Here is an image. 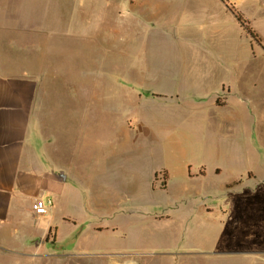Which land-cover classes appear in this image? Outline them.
Instances as JSON below:
<instances>
[{
	"label": "rangeland",
	"instance_id": "obj_1",
	"mask_svg": "<svg viewBox=\"0 0 264 264\" xmlns=\"http://www.w3.org/2000/svg\"><path fill=\"white\" fill-rule=\"evenodd\" d=\"M232 1L260 34L264 46V0ZM109 2L104 13L112 17L117 6L113 0ZM119 3L126 16V0ZM101 11L103 5L96 0H0V67L1 63L13 66L0 70V76H39L32 122L40 127L48 143L50 111L57 101L54 167H64L65 190L76 196L79 191L86 195V208L80 206L76 210L65 199L67 191L61 190L57 215L35 223L27 218L22 225L27 231L23 233L20 228L16 232L0 231V264H264V47L259 49L252 41L253 57L244 41L237 43V51L225 56H221L220 48L215 55L207 56L209 63L223 58L241 69L231 77H221L231 83V105L210 116L212 150H203L186 166H176L166 188L161 184L163 176L155 177L154 192L147 202L135 201L139 207H132L127 201L120 209L100 207L93 199L107 196L110 181L106 175L116 155L146 142L136 133L137 128L127 129L126 121L140 114L146 118L147 112L154 111L142 105L129 109L127 106L132 103L122 102V111L114 113L119 101H134L147 92L168 91L178 85V80L176 85L169 82L178 69L196 62L177 45L162 40L158 36L162 30L154 32L153 45L144 52L137 50L136 54L128 49L116 54L113 45L99 50L103 25L97 18ZM27 16L30 21L25 19ZM110 27L113 30V24ZM227 32L234 37L229 28ZM115 59L123 68L125 64L141 63L155 67L151 72L152 85L125 86L122 96L114 83ZM18 66L27 70L20 71ZM166 66L176 70L174 76L170 77ZM87 100L99 109L82 120ZM237 110L242 119L231 120L229 116ZM203 132L208 133L207 129ZM205 135L203 147L207 144ZM166 137L161 132L155 134L157 141ZM71 151L74 163L67 166L71 164ZM84 153L88 157L82 163L77 158L81 159ZM37 199L45 201L47 194L38 195ZM63 213L70 222L60 220ZM28 227L35 229L30 239ZM43 227L57 229L55 242L51 231L41 235L46 233ZM23 242L25 245L21 246Z\"/></svg>",
	"mask_w": 264,
	"mask_h": 264
},
{
	"label": "crops",
	"instance_id": "obj_2",
	"mask_svg": "<svg viewBox=\"0 0 264 264\" xmlns=\"http://www.w3.org/2000/svg\"><path fill=\"white\" fill-rule=\"evenodd\" d=\"M96 1H100L103 5L101 11L103 13L97 18V21L103 25V31L99 32L101 37L99 50L101 47L105 51L107 46L113 45L116 54L126 53L128 49L130 52L134 50V53L137 50L144 52L148 45L152 47L154 32L162 30L163 33L158 34L162 40L177 45L183 54L192 56L196 60L195 63L183 65L178 69L176 77L169 79L173 85H176L178 80L177 86H172L165 92H147L145 97L134 101L122 98L123 100L119 101V106L114 110V113L122 111L124 102L132 103L127 106L129 109L136 110L141 105L154 109L153 112H147L146 118L140 114L139 117L126 121L127 129L137 128L136 133L141 134L146 142L132 146L127 152L123 148L119 149L123 151L116 155L118 159L115 157L114 165L109 167L106 175L110 181L107 196L98 195L93 201L100 207L110 205L120 209L123 201L130 202L129 205L132 207H139L135 201L141 200L142 204L147 202L150 194L154 192L155 177L161 174L163 176L161 184L166 188L167 181L175 174L176 166H186L192 160L199 158L203 150H212V144L209 143L212 132H208L211 126L210 116L224 112L231 105L229 101L232 94L231 83L227 78L221 77H231L234 75L233 72H240L241 69L223 58H215V63H209L207 56L215 55L219 48L221 56H225L224 54L238 50V42L242 44L245 41V46L250 48L252 56L255 57L252 40L229 11V8L238 11L232 0H126L128 6L126 16L122 15L117 5L120 4L119 0H113L117 9L112 17H107L104 13L109 0ZM25 19L31 20L29 16ZM112 24L113 30L110 27ZM249 25L255 32L257 31L250 22ZM227 28L233 31L234 37L232 33L229 35ZM27 32L24 34L25 37ZM21 55L22 49L18 51L19 59ZM115 61L112 67L116 77L114 83L122 96L125 86L152 85L151 72H154L155 67H147L141 63L136 66L125 64L123 68V64H117L116 59ZM11 67L13 66L8 63H1L0 70ZM18 67L20 71L27 70L24 66ZM37 69L38 67L34 68ZM166 69L170 77L174 76L175 69L167 66ZM127 76L129 79L126 78ZM38 78V75L34 79L26 76L21 78L0 76V231L2 232L6 230L16 232L20 228L23 233L27 231L22 229L27 218L35 223L37 219L52 218L57 215L62 198L59 196L61 190L67 191L65 199L71 201L76 210L80 206L86 208V203L83 201L86 195H82L78 190L76 196V193L69 189L65 190L62 187V183L67 180L62 169L64 167L61 166V169L54 167L55 112L59 108L57 101L50 111L52 121L48 143L45 142L40 127L32 122L34 91ZM176 87V90L173 89ZM98 109L87 100L82 109V120H87L88 115L92 113L96 114ZM181 109L183 111H180ZM229 117L231 120L236 117L242 119L239 110ZM205 129L208 132L206 135L203 132ZM157 132L168 137L157 141L155 138ZM203 134L207 142L204 147L205 143L201 142ZM108 150L107 156L110 154ZM70 156L71 164L67 166H72L74 163L73 151L70 152ZM80 157L81 159H77L82 160L83 163L88 153ZM116 162L118 166L115 165ZM201 173L198 171V174ZM188 178H191L190 174ZM46 194L47 199L52 202L51 207L45 216H36L31 210V204L38 195ZM106 199L108 202H105ZM59 218L62 222H70L69 216L65 213ZM79 227L82 231V223H79ZM43 228L46 230L45 227ZM28 229L27 239H30L29 237L35 235L32 231L35 229L31 227ZM56 230L54 228L52 231L49 227L46 233L41 235L46 236L51 231L55 242ZM126 237L127 235L124 238ZM75 241L77 237L73 239L74 243ZM24 245L23 242L21 246Z\"/></svg>",
	"mask_w": 264,
	"mask_h": 264
},
{
	"label": "trees",
	"instance_id": "obj_3",
	"mask_svg": "<svg viewBox=\"0 0 264 264\" xmlns=\"http://www.w3.org/2000/svg\"><path fill=\"white\" fill-rule=\"evenodd\" d=\"M229 11L233 14L234 18L241 26L243 31L250 37V39L256 42L259 46L264 47L260 36L250 27L249 22L242 17V15L233 8H229Z\"/></svg>",
	"mask_w": 264,
	"mask_h": 264
},
{
	"label": "built area",
	"instance_id": "obj_4",
	"mask_svg": "<svg viewBox=\"0 0 264 264\" xmlns=\"http://www.w3.org/2000/svg\"><path fill=\"white\" fill-rule=\"evenodd\" d=\"M51 200L46 199L45 201L37 199L31 204V210L36 216H45L50 207H51Z\"/></svg>",
	"mask_w": 264,
	"mask_h": 264
}]
</instances>
